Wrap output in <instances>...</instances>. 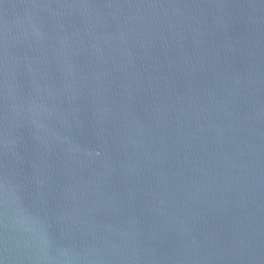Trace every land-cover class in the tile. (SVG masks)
<instances>
[{
	"label": "water",
	"instance_id": "obj_1",
	"mask_svg": "<svg viewBox=\"0 0 264 264\" xmlns=\"http://www.w3.org/2000/svg\"><path fill=\"white\" fill-rule=\"evenodd\" d=\"M0 264H264V0H0Z\"/></svg>",
	"mask_w": 264,
	"mask_h": 264
}]
</instances>
